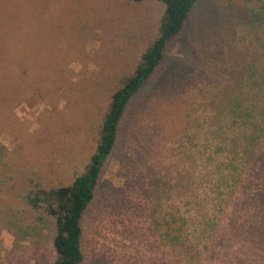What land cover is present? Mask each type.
<instances>
[{
  "label": "rangeland",
  "instance_id": "1",
  "mask_svg": "<svg viewBox=\"0 0 264 264\" xmlns=\"http://www.w3.org/2000/svg\"><path fill=\"white\" fill-rule=\"evenodd\" d=\"M163 13L152 0H0V264H55V223L35 226L23 196L85 171L111 97ZM250 138H264V11L197 0L121 121L82 220V264H264L260 223L229 227L264 214L237 212L244 197L225 201L221 179L243 166ZM198 220L215 222L210 237Z\"/></svg>",
  "mask_w": 264,
  "mask_h": 264
},
{
  "label": "trees",
  "instance_id": "2",
  "mask_svg": "<svg viewBox=\"0 0 264 264\" xmlns=\"http://www.w3.org/2000/svg\"><path fill=\"white\" fill-rule=\"evenodd\" d=\"M132 1L143 2L148 0ZM152 1L159 2L164 6V13L160 20L158 36L142 54L133 74L127 78L122 87L118 88L113 93L109 108L103 118L98 144L90 157L85 171L77 176L69 186L47 188L42 184H36L29 188L23 196L24 203L33 212V224L35 226L44 225L49 220L55 223L56 233L53 242L56 253L55 264H82L84 262L85 253L83 248L84 236L82 220L87 209L96 197L102 171L118 140L121 121L132 98L154 75L159 65L162 63L167 45L173 39L177 38L183 30L197 0ZM252 1L259 4L260 11H264V0ZM252 11L253 18H258L254 10ZM233 142L235 149L238 145H241V143L239 144L236 141ZM263 144L264 138H250L245 141L244 149L246 151L242 154L244 161L243 164H241L243 166L240 169L233 167L232 173H230L229 176H221V179L226 181L227 189H229L228 191L230 192V197L227 195L225 201H231L230 198L238 199L240 196L244 197L242 201L233 203L237 212H241L246 205L250 208L248 213L252 212L253 215L256 214L260 216L264 214ZM233 156L231 159L233 165H235L237 156L236 154ZM184 191L186 196H191L189 187L184 188ZM222 192L223 190L220 188V193ZM226 205H228V203H226ZM197 206H199V203ZM229 221V227L235 234L236 232L245 234V231L253 230L257 223H260L264 230V222H260L259 219L255 220L253 225L251 223L246 226L241 222L237 223L235 218ZM213 223L215 222H211V220H198L196 224H199L202 228L199 231L201 236L210 237L206 230L210 227L211 229H213V227L215 228L216 224L213 227L211 226ZM216 229L214 231H216ZM221 234L216 236V247L223 250V254L226 255L227 251L230 250L228 249V239H220L219 236H221ZM249 234L250 236H248V239L249 242H251V235L253 233L250 232ZM253 242L254 245H256L255 240ZM185 244L188 245L186 240ZM245 259L252 258L247 256L245 258L243 256V260Z\"/></svg>",
  "mask_w": 264,
  "mask_h": 264
}]
</instances>
